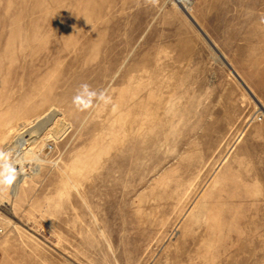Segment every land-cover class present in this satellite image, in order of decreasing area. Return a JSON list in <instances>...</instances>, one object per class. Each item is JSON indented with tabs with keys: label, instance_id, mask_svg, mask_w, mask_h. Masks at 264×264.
Wrapping results in <instances>:
<instances>
[{
	"label": "rangeland",
	"instance_id": "1",
	"mask_svg": "<svg viewBox=\"0 0 264 264\" xmlns=\"http://www.w3.org/2000/svg\"><path fill=\"white\" fill-rule=\"evenodd\" d=\"M0 209V264H264V0H0Z\"/></svg>",
	"mask_w": 264,
	"mask_h": 264
},
{
	"label": "bare ground",
	"instance_id": "2",
	"mask_svg": "<svg viewBox=\"0 0 264 264\" xmlns=\"http://www.w3.org/2000/svg\"><path fill=\"white\" fill-rule=\"evenodd\" d=\"M31 140V137L28 139V140H24L23 138H20V142H22V145L17 146V148L15 149V153L19 152L23 147V145H25L26 143L30 142ZM18 155V154H15V156ZM14 164H16V166H14V172H13V180H14V186L15 188H17L18 184L21 182V179H22V169L20 167V162L19 161H14L13 162ZM15 192V191H14Z\"/></svg>",
	"mask_w": 264,
	"mask_h": 264
},
{
	"label": "built area",
	"instance_id": "3",
	"mask_svg": "<svg viewBox=\"0 0 264 264\" xmlns=\"http://www.w3.org/2000/svg\"><path fill=\"white\" fill-rule=\"evenodd\" d=\"M176 1L178 3H180V4H182V5H185V6L189 5L192 2V0H176ZM47 148L49 150H51L52 149V145L49 144L47 146ZM4 230H5V223H4L3 213H2V211L0 209V234H2L4 232Z\"/></svg>",
	"mask_w": 264,
	"mask_h": 264
},
{
	"label": "clouds",
	"instance_id": "4",
	"mask_svg": "<svg viewBox=\"0 0 264 264\" xmlns=\"http://www.w3.org/2000/svg\"><path fill=\"white\" fill-rule=\"evenodd\" d=\"M81 89L87 93L90 97H97L98 99H104V94L100 93L97 94L95 91H89V86L87 84L81 85ZM79 99V95H77V97L74 98V102L78 101ZM6 182H10V179Z\"/></svg>",
	"mask_w": 264,
	"mask_h": 264
}]
</instances>
